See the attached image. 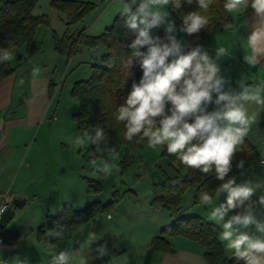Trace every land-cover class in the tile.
<instances>
[{
	"label": "clouds",
	"instance_id": "obj_1",
	"mask_svg": "<svg viewBox=\"0 0 264 264\" xmlns=\"http://www.w3.org/2000/svg\"><path fill=\"white\" fill-rule=\"evenodd\" d=\"M186 2L191 4L193 0ZM136 3L137 0H130V3L120 0L121 11L128 16L127 25L139 29L129 45L132 53L124 66L130 74L133 62L137 60L142 69L139 83H132L125 103L117 109V120L125 122L124 138L127 141H132L133 137L146 140L148 147L153 149L166 146L167 153L176 156L187 168L209 173L214 167L216 178L224 181L215 190V197L218 201L224 194L225 199L217 205L212 195L202 194L201 203L212 205L208 218L221 227L220 239L227 242V248L237 260H243L245 264H264V255H261L264 254V221L257 219L253 207L254 204L264 207V194L257 201L251 200L264 184L251 180L237 184L234 177L225 181L238 146L244 143L256 120L255 113L249 114L248 105L255 104L264 109V96L260 94L264 88L261 85L245 86L241 81L240 91H224L226 81L219 75L217 60L226 55V50L217 48L216 59H213L202 45H182L173 34L177 31L175 21L170 19L171 14L166 8L171 4L174 9H179L181 0H141L133 11L132 5ZM211 3L212 0H197L203 10ZM249 3L257 16L264 19V0H225L223 7L233 13L248 7ZM207 24V17L191 12L183 17L178 31L192 35ZM160 26H164V39L149 34L150 29ZM249 43L256 44L254 34ZM145 47L146 51H141ZM5 58L12 59L11 56ZM244 60L250 67L260 63L255 54L245 55ZM210 104L216 106L211 112L207 111ZM100 135L98 130L97 136ZM243 164L241 160L237 167L242 168ZM237 208L243 210L226 220L228 213ZM5 211L0 207V214ZM250 226H255L261 235L241 230ZM49 235L58 233L49 230ZM100 251L104 254L105 250L102 247ZM68 260L67 253L61 252L54 258V264H68Z\"/></svg>",
	"mask_w": 264,
	"mask_h": 264
},
{
	"label": "trees",
	"instance_id": "obj_2",
	"mask_svg": "<svg viewBox=\"0 0 264 264\" xmlns=\"http://www.w3.org/2000/svg\"><path fill=\"white\" fill-rule=\"evenodd\" d=\"M37 2L38 0H0V81L16 69L5 58L12 51L24 47L28 56H32L37 51L34 41L36 27L40 24L49 25V19L45 14L33 13ZM224 3L225 0H212L207 10L200 9L197 0H193L191 4L181 0L179 9L169 5V12L175 25H182L183 17L191 12H199L208 19L207 26L199 33L186 34V44L202 45L214 29L229 27L232 18L224 9ZM51 5L62 13L66 26L61 35L55 32L52 35L53 48L58 54L69 59L78 51L80 45L99 49V58L91 64V76L86 80L76 81L71 90L72 95L79 102V110L74 116L80 133L83 137L88 135L94 137L93 144L80 145L77 151L83 159L93 160L98 157L106 158L123 148L125 155L121 167L125 169L134 151L147 144L146 140H139L138 137H133L132 141L125 140V122L116 118L117 109L125 103L132 83H139L142 77V69L137 60H134L130 74L124 66L126 58L132 53L129 45L138 35L139 29L130 28L126 23L127 14L120 12L100 34L90 35L85 29L74 34L70 32L69 26L82 20L94 8V4L83 0H51ZM149 34L153 37L155 35L150 30ZM156 36H158L157 32ZM184 50L190 49L184 48ZM141 51H146V47ZM20 60L22 61L21 58ZM52 89L50 82L49 94ZM98 130L102 135L97 136ZM162 155L167 159L170 172L163 171L160 187L157 189L158 195L153 197L149 204L153 208L168 211L173 217V222L162 227L159 234L151 238L150 248L154 251L171 250L166 238L183 236L204 247L207 264H245V261L237 260L234 256H226L220 241L221 229L216 224L196 215L179 214L181 198L188 188L194 190L193 203H201L203 193L214 196L215 190L224 182L216 178L215 168L213 167L209 173L187 168L180 164L176 156L167 153L166 146H163ZM241 160L244 164L239 168L237 165ZM261 160L262 157L257 149L245 137L244 143L238 146L232 159L231 170L226 174L225 181ZM87 187L89 189L88 184ZM251 200L257 201V198L252 196ZM97 206L94 203L85 209L74 210L69 204H65L58 214L44 217L41 225L36 229L37 239H47L48 230L64 228L71 224H83L91 210L105 207L101 204ZM242 210L237 208L230 213L235 215ZM85 264H106V261L99 252H91L85 255Z\"/></svg>",
	"mask_w": 264,
	"mask_h": 264
},
{
	"label": "rangeland",
	"instance_id": "obj_3",
	"mask_svg": "<svg viewBox=\"0 0 264 264\" xmlns=\"http://www.w3.org/2000/svg\"><path fill=\"white\" fill-rule=\"evenodd\" d=\"M83 1L92 2L94 8L82 20L69 26L70 32L74 34L81 29H85L90 35L100 34L122 12L120 0ZM124 2L130 3V0ZM140 2L141 0H137L132 5L133 11ZM166 10L169 12V5ZM33 13L45 14L49 25L40 24L36 27L34 38L40 45V50L24 68L18 69L16 79L21 81L23 73L27 79L29 74L35 72L34 76L37 78L47 76L53 89L49 94L50 107L47 113L33 127L29 136H26L29 147H25V151H28V155L24 158L21 169H26V162L35 155L39 177L35 186L32 184L28 187V192L37 195L28 207H23L22 212L14 215L4 228H0V233L9 235L24 225L19 233L25 234L27 241L36 239L35 230L46 214H54L52 207L56 197H70L74 210L85 209L94 203L96 206H105L103 209L91 210L83 223L86 224L85 235L89 238L93 236L97 242L102 241L106 246L139 238L157 216L159 219L165 217L161 212V215L153 217L142 212L144 205H147L146 197L152 198V194L159 189L163 171L170 172L167 159L162 155L163 146L153 149L146 144L135 150L125 169L121 167L125 155L123 148L106 158L85 160L79 155L78 147L90 146L94 137H83L80 133L74 116L79 110V102L71 90L76 81L86 80L91 76V64L99 58V49L80 45L69 59L54 53L52 35L54 32L61 35L66 27L62 13L53 8L51 0H38ZM170 19L173 20L171 15ZM180 26L175 25L177 31L173 34L183 45L186 43V34L178 31ZM158 28L165 38L164 26ZM22 110L21 103H13L8 107L9 113ZM79 141L84 143H78ZM71 189L78 192V200L68 193ZM191 191L192 188H189L186 192L183 206Z\"/></svg>",
	"mask_w": 264,
	"mask_h": 264
},
{
	"label": "crops",
	"instance_id": "obj_4",
	"mask_svg": "<svg viewBox=\"0 0 264 264\" xmlns=\"http://www.w3.org/2000/svg\"><path fill=\"white\" fill-rule=\"evenodd\" d=\"M230 14L232 21L229 27L214 29L202 43L203 49L213 59H216L217 48L222 47L226 50V55L217 60L220 68L219 75L226 81L224 91L229 89L240 91L241 81L245 86L254 88L256 85H261L264 88V19L257 16L250 3L248 7ZM150 31L154 32V37L156 32L159 37L163 36L160 28H152ZM253 34L256 37L255 45L249 43ZM34 41L37 46L36 52H38L40 45L35 38ZM253 54L257 55L260 60L256 67H250L244 60L245 55ZM9 56L12 57V59H8L10 64L16 69L0 81V204L2 194L5 191H8L12 198L22 199L24 201L22 207L14 208V215H16L22 212L23 207H28L37 195V193L31 194L28 192V187L34 183L36 184L39 177L37 175L39 169L36 165L38 161L35 155L26 162V169H21L24 164L23 160L28 155V151H25V147H29L26 143V136H29L28 134L32 132L33 127L44 117L50 107L48 88L51 80L47 76L37 78L33 74H29L28 78L25 79L23 73L21 74V81H17L18 69L24 68L33 57L27 55L24 47L12 51ZM260 94L264 96V90ZM213 96L215 98V94ZM13 103H21L23 110L9 113L8 107ZM215 108L214 104H210L207 111L211 112ZM248 110L249 114H256V120L251 124L246 137L264 159V109L255 104H249ZM234 178L237 184H243L249 180L253 183L264 184V164L259 162L251 168L241 171ZM188 190L189 188L186 192ZM186 192L181 198L179 214L182 216L196 215L216 224L208 218L212 205L193 203L194 190L191 191L190 196L186 197V204L183 206ZM68 193L73 199L78 200L79 194L77 191L71 189ZM261 194H264V187L257 189L253 196L258 200ZM152 195L155 197L158 195V191L156 190ZM152 198L150 196L146 197L147 205H144L142 212L152 217L161 212L165 217L159 219V216H157L158 218H155L154 223L144 229L145 233L138 236L139 238L106 246L104 242H97V240L85 235L86 224H71L64 228L52 229V231L58 233L55 236H50L48 230L46 232L47 239L38 240L35 230L36 239L27 241V236L19 233L23 225L9 235L0 233V237H3L6 242L13 243L9 249H0V259H5L7 264H54V258L61 252H65L69 256L68 264H85L86 254L91 252L101 254L100 249L103 247L105 251L101 255L105 258L106 264H207L204 258V247L198 242L183 236L166 238L171 245V250L154 251L150 248L151 238L158 235L162 227L173 222V217L168 211L162 208H153L149 204V200ZM224 199V194H221L218 201L215 194L213 196L214 204L217 205L223 202ZM65 204L73 207L70 197H61L60 199L56 197L52 207L53 213L58 214ZM254 212L258 220L264 221V207L256 204ZM232 215L229 212L225 219L227 220ZM217 226L221 229L219 225ZM241 230L257 236L261 235L256 232L255 226ZM220 241L226 256L232 257L233 253L227 248V242L221 239Z\"/></svg>",
	"mask_w": 264,
	"mask_h": 264
},
{
	"label": "water",
	"instance_id": "obj_5",
	"mask_svg": "<svg viewBox=\"0 0 264 264\" xmlns=\"http://www.w3.org/2000/svg\"><path fill=\"white\" fill-rule=\"evenodd\" d=\"M23 202L24 201L18 197L12 198L10 205L5 208L6 211L0 215V228L1 229L4 228L6 224L11 220V218L14 216V208L22 207Z\"/></svg>",
	"mask_w": 264,
	"mask_h": 264
},
{
	"label": "built area",
	"instance_id": "obj_6",
	"mask_svg": "<svg viewBox=\"0 0 264 264\" xmlns=\"http://www.w3.org/2000/svg\"><path fill=\"white\" fill-rule=\"evenodd\" d=\"M161 39H164L163 36H161ZM166 42V41H165ZM12 200V196L8 191H5L2 194V201L0 204V207L6 208L7 206L10 205ZM1 215V214H0ZM12 242H6L3 237H0V249H9L12 246ZM0 264H7L5 259H0Z\"/></svg>",
	"mask_w": 264,
	"mask_h": 264
}]
</instances>
